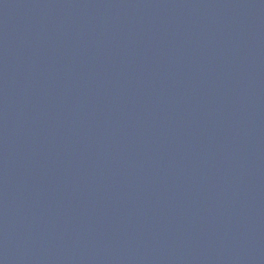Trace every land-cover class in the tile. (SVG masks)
<instances>
[{"label": "water", "instance_id": "obj_1", "mask_svg": "<svg viewBox=\"0 0 264 264\" xmlns=\"http://www.w3.org/2000/svg\"><path fill=\"white\" fill-rule=\"evenodd\" d=\"M0 264H264V0H0Z\"/></svg>", "mask_w": 264, "mask_h": 264}]
</instances>
